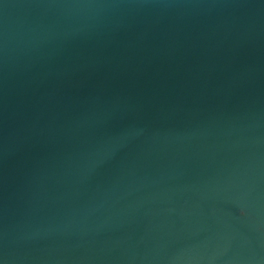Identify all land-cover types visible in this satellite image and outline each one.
<instances>
[{
    "label": "water",
    "instance_id": "1",
    "mask_svg": "<svg viewBox=\"0 0 264 264\" xmlns=\"http://www.w3.org/2000/svg\"><path fill=\"white\" fill-rule=\"evenodd\" d=\"M0 264H264V0H0Z\"/></svg>",
    "mask_w": 264,
    "mask_h": 264
}]
</instances>
